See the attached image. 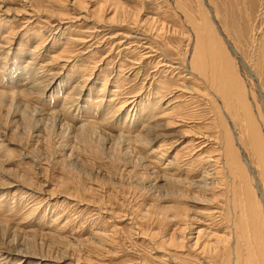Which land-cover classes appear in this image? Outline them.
<instances>
[{"label": "rangeland", "instance_id": "374dc122", "mask_svg": "<svg viewBox=\"0 0 264 264\" xmlns=\"http://www.w3.org/2000/svg\"><path fill=\"white\" fill-rule=\"evenodd\" d=\"M192 17L264 139V0H0V264H230L211 233L235 221L257 263L244 200L263 222L264 190L248 141L224 169ZM161 82L193 121L153 108Z\"/></svg>", "mask_w": 264, "mask_h": 264}, {"label": "bare ground", "instance_id": "6f19581e", "mask_svg": "<svg viewBox=\"0 0 264 264\" xmlns=\"http://www.w3.org/2000/svg\"><path fill=\"white\" fill-rule=\"evenodd\" d=\"M189 17H191V16H189ZM192 22H193L192 25H193V28H194V31L196 34V40H195L194 51L192 53V58L190 59L191 72L192 73L197 72L196 74L201 76V79L205 83V90L203 91L202 88H199V89L201 91H203L204 95H206L207 97H209L208 95L211 94V98H210L211 104H213V106H214V110L216 111V115L218 116V119H220L223 122V124H221L219 126L221 128L222 133L219 132L218 138H219V141L221 142L220 143L221 150H222L221 157L223 159H225V161H226L224 164V166H225L224 169H228L227 168L228 164H230V165L232 164L235 166V163L238 161L236 156H239V152H238V149H236V145L234 142L237 141V143L245 145L246 142L248 141L246 148L249 152H251L254 155L255 163L246 162L243 164H245L246 168H248V169L251 168V169L255 170V172H256L255 175H257V177L260 179V182L262 185V188L261 187L260 188L262 190H264V139L261 136V134L259 133L260 131H258V129H257L258 126H256L255 121L252 119V117H250V115H248L249 113L241 114L240 110H241V107H243L242 105L244 104V98H243V95L241 93L242 89L240 88V90H239V84L237 82H235L233 80L229 81V79H228L229 78L228 75L231 72L230 71V62H229V60L226 59L227 57H225L223 55L224 54V52L222 51L223 49L220 51V48H219L220 44H218L219 45L218 47L214 46L216 44H214L211 47L209 45V42H208V36L209 35L208 34L206 35L207 29L204 27V25L196 19H194ZM216 40H218V39H216ZM220 40L221 39H219V42H220ZM215 43H217V42H215ZM207 45L209 46V48H207L208 47ZM235 51H236V49H235ZM181 55H183V54L181 53ZM227 56H228V54H227ZM163 57H164V55H163ZM185 58H186V56H185ZM167 61H168V59H167ZM156 64H158V63H156ZM164 65H166L168 67V66H170V63L164 62ZM187 73H189V72H187ZM191 78H193V77H191ZM161 84H162V87L166 88L167 90L165 93H161L160 91H158L156 93L155 98L156 99L159 98V100H156V102L153 105L154 109L160 108L159 115L160 116H169L170 114H172V115L174 114L175 118L171 117V119L168 120V124L171 123L172 122L171 120H174V119L184 121V122H188V123L191 120L193 121L195 118L188 110L187 111L184 110V111L175 113L174 108L171 107V106H173L172 100H174V98L170 99V101H168V103L165 104L166 100H168L167 96L174 91H173V89L170 90L171 85H167V84L165 85V83H162V82H161ZM168 90H170V91L167 92ZM184 92L189 93L190 91L187 92V91L183 90V92L181 94H184ZM18 97H20V96H18ZM176 98H178V97H176ZM2 103H3L2 98H0V104H2ZM246 105H249V103H247ZM8 106H10L12 108V104L8 105ZM242 109H244V108H242ZM152 112H154V111H152ZM242 113H243V111H242ZM153 117H156V116H154V114L150 113L149 119H151ZM226 117L229 118L233 122L234 127H235V131L239 128L238 136L234 135L232 129L229 130L228 124L226 121L227 120ZM259 130H260V127H259ZM200 135H202L203 138L206 137L205 134L203 135V133ZM194 149L196 150L195 145H193V150ZM218 160H220V158ZM218 160H217V162H218ZM229 171L231 174L232 173H233V175L235 174L232 169L231 170L228 169V172ZM217 174H222V170L221 169L218 170ZM223 175L224 174H222V176L220 175L218 177L214 176L213 178H215L217 180L214 183H208L206 181V178L202 179L203 183H201V185H203L204 190L201 188L200 190H198V192L200 193L202 191V193H203L204 191H206L205 190L206 188L214 189L215 186L221 185L220 180L223 179L222 178ZM210 178H212V177H210ZM201 185L199 187H202ZM253 193H251V194H253ZM252 196L254 197V194ZM250 197L251 196L249 195V193L245 192V200L244 201L246 203V207L248 208V211L254 210L256 212V210H257V212L258 211L260 212L259 213L260 216L257 215L255 218L253 217V220L251 219V216H250V219L248 218V221L251 220L250 221L252 223L251 226L254 228L255 234L259 237L257 239V241H258L257 246L255 245L256 248H258L257 253L259 252V254H255V255L259 256V258L255 262H257L258 264H263L262 260L264 261V257H263V255H264V240H261V239L264 238V236H262V235H264V234H262L264 232V229L262 228L264 226V217L262 219L263 222H261L262 204H261L260 200L255 201V202L253 201L256 197L253 200ZM207 199L208 198H206V200ZM250 208H252V209H250ZM245 212H246V210H245ZM249 213L251 214V212H249ZM254 215H255V213H254ZM254 215H252V216H254ZM262 215H264V214H262ZM235 220L236 219H234V221ZM258 223H260V224L258 225ZM228 228H229V230L226 231V233H224V234H219L218 232L211 233V235H213V237L215 239V243H216V246L213 249V251L216 254H218V252L220 250H222L221 253H226L227 258L225 259V261H227L230 264H242V261H243L242 260V251H243V248L245 247L244 243L248 239V233L246 235V233H244V232H247V231H244L243 232L244 234L242 232H239L238 228H240V227H237L236 221L233 223V225H229ZM200 233H202V230L199 231V234L197 236L196 245H198V243H199L198 241L200 240ZM260 236H262V237H260ZM209 244H210V241H208L204 245L203 250H206V247L209 246ZM232 255H233L234 259H233ZM261 257H263V258H261ZM254 260H256V258ZM249 262H250V259H249L248 263ZM250 263L252 264L253 262H250ZM257 263H255V264H257Z\"/></svg>", "mask_w": 264, "mask_h": 264}]
</instances>
